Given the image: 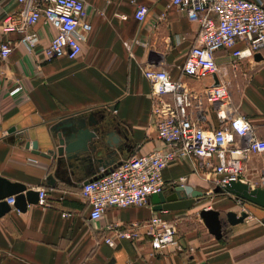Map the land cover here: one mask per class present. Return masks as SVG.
I'll use <instances>...</instances> for the list:
<instances>
[{
	"label": "crops",
	"instance_id": "1",
	"mask_svg": "<svg viewBox=\"0 0 264 264\" xmlns=\"http://www.w3.org/2000/svg\"><path fill=\"white\" fill-rule=\"evenodd\" d=\"M140 6L147 8L143 22L134 18ZM19 10L15 0H0V45L6 40L12 44L9 56L0 57V177L45 191L51 207L28 205L21 212L10 205L11 211L0 216V264H264V209L243 201L239 211L230 209L232 198L213 192L216 175L203 162L178 159L163 171L165 191L184 185L205 194L192 208L156 212L150 199L142 207L108 209L91 222L77 178L91 179L103 170L97 172L93 165L74 170L71 176L66 166L59 168L57 160L25 148L27 141H37L41 152L55 149L52 126L74 114L99 112L127 135L114 155L116 163L166 150L157 137L152 85L144 76L149 69L167 71L194 96L217 81L225 83L233 114L248 119L257 137L264 139V49L258 62L236 60L232 50H220L215 55L219 73L196 80L183 75L180 68L197 43L200 27L172 0H87L86 20L92 28L82 52L73 60L48 59L45 48L56 31L42 20L29 28L40 38L33 51L20 43V34L2 32L4 18ZM243 46L237 42L234 49ZM192 118L207 130L220 126L216 107L207 103ZM102 156L98 151L97 157ZM241 178L251 188L264 187V153L247 156ZM204 208L221 212V239L210 235L201 220L199 212ZM228 211H245L249 216L231 226L226 221ZM155 214L175 224L185 251L172 246L154 250L147 227L136 241L118 238L117 231L130 223L146 225ZM104 237H111L114 245H107Z\"/></svg>",
	"mask_w": 264,
	"mask_h": 264
},
{
	"label": "built area",
	"instance_id": "2",
	"mask_svg": "<svg viewBox=\"0 0 264 264\" xmlns=\"http://www.w3.org/2000/svg\"><path fill=\"white\" fill-rule=\"evenodd\" d=\"M86 1L15 0L20 10L4 18L2 32L20 34V43L33 51L40 38L29 28L42 20L56 31L45 48L47 58L73 60L82 52L92 28L86 20ZM172 4L200 27L197 43L180 68L187 77L203 80L216 76L219 67L215 55L220 50H232L236 60H254L264 49V0H172ZM146 14L147 8L140 6L134 18L143 22ZM237 42L244 46L234 49ZM11 51V42L1 43L2 59ZM144 76L152 85L156 101L157 137L167 149L133 156L82 184L80 194L89 204L91 222L99 220L111 208L147 205L153 194L165 191L163 171L175 160H196L213 167L215 188H223L231 180H242V163L248 155L264 153V139L257 137L251 122L233 114L225 83L217 81L205 88L202 95L194 96L185 83L174 80L165 70L149 69ZM203 103L216 107L218 128L207 130L193 120L192 115L203 110ZM7 203L13 205L14 200L8 199ZM37 204L51 207L45 191H39ZM145 227L154 250L172 246L185 251L179 243L175 224L159 214L153 215L146 225L130 223L117 231L118 238L136 241ZM103 241L114 245L111 237H104Z\"/></svg>",
	"mask_w": 264,
	"mask_h": 264
},
{
	"label": "water",
	"instance_id": "3",
	"mask_svg": "<svg viewBox=\"0 0 264 264\" xmlns=\"http://www.w3.org/2000/svg\"><path fill=\"white\" fill-rule=\"evenodd\" d=\"M256 62L262 60V55L257 53L254 56ZM110 111H114V106H109ZM114 120L105 113L89 112L74 114L62 119L51 128L52 142L55 149L41 152L37 141H27L26 149H31L35 155H40L47 159H55L59 168L66 166L70 175H75L74 170H83L89 166L97 165V172L111 169L116 163L114 155L120 149L123 140H127V135L123 130L114 127ZM117 127L122 126L117 123ZM126 131V130H125ZM98 151L103 152L102 157H97ZM51 185L54 182L48 178ZM89 180L77 178V182L86 184ZM213 192L227 193L234 200L250 203L264 209V187L251 188L241 179L231 180L223 188L216 187ZM204 193L197 190H189L184 185H176L168 191L153 194L151 196L152 209L156 212L187 210L193 207L197 200L203 198ZM8 199H13V207L24 212L28 205H36L39 199V192L27 189L25 185L17 182H10L0 177V216L11 211ZM210 235L219 240L223 237L221 212L215 209L204 208L199 212ZM245 211L239 214L233 211L226 213V221L233 226L242 223L247 217Z\"/></svg>",
	"mask_w": 264,
	"mask_h": 264
},
{
	"label": "rangeland",
	"instance_id": "4",
	"mask_svg": "<svg viewBox=\"0 0 264 264\" xmlns=\"http://www.w3.org/2000/svg\"><path fill=\"white\" fill-rule=\"evenodd\" d=\"M242 201H236L233 198L231 199V201H229V204L227 206H230V209L235 210V211H239L240 208L242 207ZM229 207H227L228 209ZM226 211V210H225ZM225 211H223V219L225 220Z\"/></svg>",
	"mask_w": 264,
	"mask_h": 264
}]
</instances>
